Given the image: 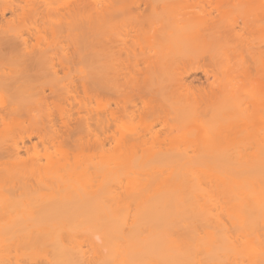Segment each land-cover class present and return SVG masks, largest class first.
Masks as SVG:
<instances>
[{
    "label": "bare ground",
    "instance_id": "obj_1",
    "mask_svg": "<svg viewBox=\"0 0 264 264\" xmlns=\"http://www.w3.org/2000/svg\"><path fill=\"white\" fill-rule=\"evenodd\" d=\"M89 1L90 0L85 1L76 11L69 9L68 12L65 14L66 16H69V18L66 19V23L63 22L61 25L59 20H60V17L62 18L64 15H62L59 11V8L57 6H55V4L58 3V0H0V126L3 125L2 127H8L10 125V122L15 120V117L17 115L22 116V115H25L26 112H27L26 113L27 115H25V116L28 117V111L31 109L32 105H33V108H35L34 107L35 104H37V108L44 107L45 106L44 103L46 101V98L49 96V97H54V98L56 97L59 102L61 100L62 103L60 102V106H62L63 101H64L65 105H64V107L62 106L63 107L62 112H59L58 114H56V116L55 115L52 116V115H48V114L46 115L45 123L47 126L46 128L49 129V130L47 129L48 134L46 135V133H45L44 137H40L38 140H36L37 141L36 143H38L40 145H44V143L46 142V144H50V146H51L56 142V137L57 138L59 137L58 143H60L62 145V144H64L63 141H64V139H66V135H69L66 140H69V143H70V141H71V143H73L74 146L71 149H73L75 147L76 150L77 149L81 150V148H83V150H84V147L86 149L87 145H88V134L89 135L91 134L92 136H96L98 133L101 134L102 132H105L110 128L111 120H110V118H107L106 116H101V115L100 116H94L91 118V122L89 124H88L87 120L83 121L82 120L83 118L80 116L79 118H81L82 121L81 122L78 121L80 123H78L77 125H74V123H75V120H74L73 125L75 127L73 126L74 128L71 131H69L70 133L65 132V131H67V128L70 130L72 128V125L69 124L71 122L69 119H68L69 123H67L64 119L66 118V120H67L68 115L73 116V113L77 114L80 111H85V110L87 111L90 102L88 103V98L82 99V98L78 97L77 92H76V84L74 82L63 83L61 81V79L57 76V68L55 65L56 64L61 65L62 59H63L60 56L59 51H57V50H52V51L41 50V49L36 48L38 42L43 39V36H44L43 33L47 29H49L50 26L52 27V30H53L54 28H56L60 25L63 27V24L65 23L66 26L69 28V30L72 28L74 29L75 25L77 24V22H75V20L77 21V19H76L77 16H80L82 23H80L79 26H82V28L84 30L87 29V25H89L88 24L89 23L88 14H91L94 8H95L94 9L95 11L97 10L96 9L97 6L95 7L94 3L91 4L92 2L90 1V3H89ZM88 11H91V12L88 13ZM96 12H98V10ZM22 16H27L31 20V23L28 26H26L24 29H22V30L18 29L17 30L13 27L12 22L15 19L20 18ZM93 16H91V18H93ZM98 16H100V15H98ZM114 17L115 16H102V19H100L101 22H99L100 25L98 24L99 26H102V29H101V27H99V28L101 30H103L102 32H104V35H103L104 40L103 41L106 44L105 45L106 47L102 51V55L103 54L104 55L101 56V54H100V57L106 58L105 60H107L109 62L108 63L106 61L104 64L101 63V68L103 70L102 73H107V70H109V67L112 68L111 66L113 64L110 65V63H115L114 66H116L117 60L115 62H110V59H112V57L108 58L109 55L113 54L114 56L117 55V57H118V55L121 54L118 50L117 51L113 50V52H114L113 53L111 50H108V49H112L115 47H118V49L122 48V47L125 48L128 45V44H126V46H125L124 43H123V45L121 44L122 42H124V40L126 42L127 36H125V39L122 38L123 40H121L120 37L116 36V37H118V39H120L121 43L117 41L118 39L114 40L115 38H113V37L115 35H117L115 30H114V32H115L114 34H112L113 31H111L112 30L111 29L110 35L109 36L106 35L108 33V32L106 33V31H109V29L112 26L114 27V25H113ZM216 17H214V16L213 17L212 16H203V19H202L204 27L206 28V29L204 28V31L206 30V32L203 31L204 32L203 34H204V36H205V34H206V36H208V37L205 36L207 39V40L206 39L205 40L206 41H212L209 43L208 50H207L208 55H207V53L205 54L206 56L204 55L206 57V58L204 57V60L208 59L210 62L213 63L215 61V59L216 60L219 59V60H221V62L218 61L219 65H220L221 63L226 61V60H224L225 58L227 59L226 56L224 59H222L224 56L222 57L221 51L224 48L225 55H227L228 54V52L226 50L227 47L225 48V46H227V45L229 46V44H230V42H229V44H228V42L226 44L225 40L227 38H225V37L228 35L229 38L232 37L231 38L232 40L234 39L235 41H237L236 43L234 42V45H233L234 48H236V46H237L236 44L237 43L239 44L240 41L242 43V41L244 40L242 38L246 39V37H243L244 33H243L242 37H241V33H240V35L238 34L239 32L235 28V26L238 25L239 23L234 21L235 19H233L234 23L230 22L232 24H230V23L227 24V22H229V21L225 22L223 20V22L226 24V26H221L222 25V18L220 19V17L219 18H218V16H216ZM259 17H261V16H259ZM259 17H258V19H256V16H254L255 22H256V20H257V22L256 23L254 22V24H253L250 21L251 25H253V26L255 24H257L258 26H260V24L263 25L264 23L262 24V23H260V21L262 22V20H264L263 19L264 16H263V18L261 17L260 19H259ZM119 18H121V17L119 16ZM183 18H184L183 20H180V21H182L181 25H178L176 22L179 19H178V17L176 18V16H168V17L167 16H158V17L157 16H135L136 20L134 19V21L137 22L139 25L146 23L147 25H152L151 27L153 29V26L155 28L156 24L158 23L160 25V27L158 28V25H157V28L154 30V31H157V32H154L155 33L154 36H156V37L153 40V46L155 48L154 49L155 51H154L152 56L149 55L150 58L151 57H152V59L154 58L153 61H154L155 65H154V68H152L153 72L150 71L152 73L150 77L148 76V78H147V76H146L143 79H141L142 81L143 80L144 81L143 82L140 81V85H142V83H145V84H143L144 88L143 89L138 88V89H141L142 91L137 92L136 94L134 93L135 94L134 97L132 94L130 101H128L129 96L128 97L126 96L128 100L126 99V97H125V99H126V101H128L127 102L128 104L127 103H125L127 105L122 104L124 106L122 109L128 107V108H126L127 110L125 109L126 110L125 116L127 117L128 120H132V118H135V116H138V114H140V112H142V111L139 112L138 109L140 106H141L140 108H142V106H144L145 103L147 104V102H150L149 98L150 99L156 98L157 101L159 99H163L164 102L167 101V103L169 102V100H171L172 107L174 106L176 108V110L177 111L179 110V113L181 114L182 112H184V110H187V108L189 106L188 101H187V97H188L187 95L193 94V93H191L192 91L207 89L208 91H206V92H210V94L214 97L216 96V99H218L219 97H222L221 88L224 87V81H222V79H223L222 75L221 76L219 75L222 73L218 74L217 71H215L214 69L212 70L211 69L212 65L210 64V62L208 60H207L208 63H206V61H205L203 64L201 63L202 64L201 66H198V67L192 66L194 63H191L192 64L191 65L192 67H191L189 62H185L186 64L189 63L188 66H190L191 69L190 70L187 69L188 71L185 70V71H183V73L179 72V73H181V75L179 74L180 76H176L178 74V72L175 73L174 69L172 72L169 69L170 66H172V67L175 66L178 63V61L184 62L187 59L189 61L190 58H187V57L188 56L193 57V56H191V53H192L191 48L192 47L190 48V50H191L190 51L189 46L191 44H193L194 42L192 43V39L189 35V33H190L189 31L191 30V28H192L191 26L193 25L192 22L195 19L192 17H190L188 19L187 18L185 19V17H183ZM98 19H99V17H98ZM156 19H157V22L155 21ZM132 20H133V18H132ZM244 20H245V22H244ZM244 20L242 21V23L243 24L245 23V24L242 25L243 27L242 26L240 27V28H242V30H243V28H245V31H247V30L256 31V25L254 26V29H253V27L250 24H248L249 21L248 22L246 21L249 19H244ZM128 21H129V18H128ZM159 21H160V23H159ZM95 22H97V21L95 20ZM119 22H121V19H119ZM119 22H118V24H119ZM246 22L250 26V28L252 27V29L247 27ZM151 23H153V24H151ZM224 23H223V25H225ZM242 23H240V24H242ZM258 23H260V24H258ZM124 24H126V23H124ZM240 24H239V26H240ZM94 25H95V23L93 25H92V23L90 24V27L92 28L91 31H93L94 28H95L94 31L97 29V27H95ZM245 25H246V27H245ZM92 26H94V28ZM133 27H134V25H133ZM198 27H200V26H198ZM99 28H98V30H99ZM220 28L224 31V34H226V36L224 34L220 35L222 33V31H219ZM246 28H247V30H246ZM89 29L90 28H88V31H89ZM101 30H100V32H101ZM91 31L89 33H91ZM254 31H252V32H254ZM199 32H200V30H199ZM218 32L219 33L221 32V33L219 34ZM95 33L96 32H93V34H95ZM97 33H99V32L97 31ZM247 33H248V31H247ZM128 34H129L128 30L125 31L124 35H128ZM218 34L220 35V37L217 36ZM245 34H246V32H245ZM97 36L95 35V37H97ZM111 36H112V38H111ZM221 36L222 37L224 36V40L221 38ZM209 37L210 38L212 37V38L210 39ZM213 37L215 39H213ZM93 38H94V36L92 37V39ZM220 38H221V40L225 41L224 43L226 45L224 47H222V45L220 47L219 41L217 42V40H220ZM95 39H93V40H95ZM208 39H210V40H208ZM231 39H229V40L231 41ZM136 40H138V39H136ZM115 41H117V42H115ZM132 41L134 43L135 40H132ZM113 42H115V43H113ZM220 42L223 44L222 41H220ZM117 43H120L122 47ZM135 43H136V41H135ZM211 43L213 45L216 44L215 47L216 46L217 47L216 48H210ZM241 43L239 44V47L237 46V48H239V49L241 48V45H242ZM108 44H110V45H108ZM217 44H219V45H217ZM97 45H98V43H97ZM113 45H114V47H112ZM133 45H132L131 49H133ZM102 46H103V44H102ZM129 46L130 45H128L127 47H129ZM28 47H30V48H28ZM173 47H174L173 51L175 52V54H174V52H171ZM177 47L179 49H177ZM219 47L222 49H220ZM209 48H210V50L212 49L216 53L213 51L211 53V51H210V54H209ZM237 48L235 50H237ZM169 49H170V51H169ZM229 49L231 50V47H229L228 50ZM127 50H128V48L125 50V52H127ZM186 50L191 52L189 54L187 51L188 56L186 55V52H185ZM230 50H229V53L231 54ZM232 50H233V48H232ZM128 51H130V47H129ZM165 51L167 54L166 55L163 54L164 55L163 58L161 55L159 56V54L161 52L165 53ZM233 51H232V53L234 54L235 52H233ZM84 52H85V56H88V53L86 51H84ZM92 52H93V49H92ZM110 52H112V53H110ZM169 52H171V53L168 54ZM219 52L221 53V55L219 54V56L222 57L221 59L218 58ZM226 52H227V54H226ZM259 52H260V50L258 51V53ZM262 52H264V51H261V54L259 53V55H258V56L262 57L261 59H254L253 56L256 55V53H253V56H252L253 60L254 61L259 60L258 63H256L257 61L255 62L256 65L253 63L254 65H252L251 68L249 66L250 70L253 72L252 73L249 72L250 70L248 67L246 68V71H245V75L246 76L248 75L247 77L251 78L254 76L252 78L253 80H256V78L258 77L257 80H259V82L261 84H262L261 72H263V69H264V67L261 66L264 64V62H263V64H262V62H260V61H264L263 60L264 54H262ZM182 54H183V56H182ZM93 55H94V53H93ZM94 56H96V55H94ZM134 56L135 55H133V57ZM171 56H173V57L171 58ZM185 56L187 59L185 58ZM159 57H161V59ZM229 57H230V55H229ZM254 57L256 58V56H254ZM134 59H135L134 60L135 64H137V60H141V59L147 60L148 58L146 57V55L138 54V56H136ZM105 60L102 59L101 62H103ZM119 60H121V59H119ZM148 60H150V59H148ZM166 60L167 61L169 60V61L167 62ZM165 61L168 64H170V66L168 64H166ZM172 62H174L173 65L171 64ZM195 62H197V60ZM218 62H216V64ZM120 63H121V61H120ZM132 63H129V65H131ZM106 64H107V66H106ZM135 64L133 66L136 67L137 65H135ZM118 65H120V64H118ZM150 65L152 66V64H150ZM165 65H167V66H165ZM210 65H211V67H210ZM151 66L149 67L150 69H151ZM167 67L169 69V70L167 69L168 71L165 70ZM214 67H217V66L214 65ZM260 67H263V68H260ZM173 68H175V67H173ZM252 68H254V69H252ZM36 69L37 70L42 69L43 74H39V77H38V74L36 73V71H33ZM29 70L33 71V73L29 72ZM133 70H135V69L133 68ZM247 70H249V71H247ZM175 71H176V68H175ZM148 72H149V70H148ZM168 72H170L168 75H171L172 77H175V78H172L170 76V77H168L169 78L168 79L167 74H166ZM184 72H186L185 77L191 76V75H197L198 73H200L203 76V80H200L199 77H197V79H196L197 83H195V81L193 83L192 80L190 82L186 83L184 81V78L181 77V76H183ZM215 72H217V74ZM221 72H223V71H221ZM173 73L176 75H172ZM108 75L103 74L100 76L99 79L96 78V79L92 80L91 84L94 88L93 97H94V99H96L99 95L106 94V95H108V98H107L108 100L110 99V101L112 100L113 102H116V101L120 100L122 96L120 97V99H118L119 97L117 95H115L114 97L111 96V95H114L112 88L114 87V89H115L116 84L113 82V80H112L113 84L111 83V79L113 77L110 78L111 76L109 77ZM143 76H145V75H143ZM218 76H219L220 81H219V79L216 80L218 78ZM176 77H180V78H176ZM211 77H212V79H214L213 77H215V80L218 81L219 83L216 82L215 80H214L215 82L210 80ZM106 78H110L109 79L110 81L107 80ZM145 78L148 79V81H147L148 83L145 82V80H146ZM165 78H167V80ZM133 80L135 82L136 78L134 79V77L132 76V77H130V79L128 81L131 88H132V86H135L134 84H136L133 82ZM86 83H88V82H86ZM108 83H110V84H108ZM214 83L218 84V86L215 85L216 87L214 89L218 88V92L220 94L215 93L216 94L215 95L214 92L212 91V86L214 85ZM112 85H114V86H112ZM143 85H142V87H143ZM46 89L49 91L48 95H43V93ZM187 89H189L190 93L188 91L184 92ZM182 90H184V91H182ZM210 90L212 91V93ZM117 91H118V89L116 90V92ZM136 91H138V90L136 89ZM181 92H183L185 96L184 95L181 96L180 95ZM215 92H217V90ZM186 93H187V95H186ZM211 95L208 94L207 96H211ZM4 97H8V99H9V103H7L8 102L7 101L6 105H5V101H4V103L2 102L3 104L1 103V100ZM172 97L174 98L173 100L170 99ZM164 98H166V100ZM167 98H169V99L167 100ZM183 98H184V101H183ZM212 98L213 97H211V99ZM209 99H210V97H209ZM3 100H5V98ZM123 100H124V98H123ZM146 100H147V102H146ZM179 100H180V102H179ZM121 101H122V99H121ZM216 101L214 103H216V105H217L218 101L217 102ZM123 102H125V100ZM174 102H175V104L177 103L178 109L174 105ZM29 103H31L32 105ZM120 103H122V102H120ZM120 103H118V104H120ZM169 103H168V105H170ZM138 104H139V107H138ZM152 104L153 105L159 104L158 105L159 109H162L163 105H164V107H167L165 105L166 103L163 104L162 101H158L155 103L153 101ZM152 104H151V106H152ZM149 105H150V103H148V105L144 106V107L149 108L148 107ZM160 106H161V108H160ZM237 107L238 106H236V109H238ZM239 108H241V107H239ZM232 109H234V108H232ZM236 109H234V110H236ZM142 110H143V108H142ZM239 111H240V109H239ZM239 111L237 114L238 117H242V116L245 117L244 116L245 113L243 112V111H245V109L242 110V112L244 113L242 116L239 115V114H242V112H239ZM122 112H123V110H122ZM184 113H182V114H184ZM211 113H213V112H211ZM220 113H221V115H223V113L220 111H216V113H214V114L215 115L218 114L217 117H219ZM143 114H140V115H143ZM245 115L247 117L249 116L247 114H245ZM22 117L24 118V116H22ZM22 117H20V118H22ZM163 118H164V116H161L159 114L154 115L153 118H151L152 119L151 125H153L159 121H160V123L162 121L161 125H164V123L166 122V119L163 120ZM72 119H74V118H72ZM163 121H165V122L163 123ZM55 125H57V127H54ZM165 125H167V124H165ZM152 127L153 126H151V128ZM209 128L211 129V127H209ZM212 129L214 130V128H212ZM1 130L2 129L0 128V132H1ZM146 130H147V127H146ZM211 130L208 129V131H211ZM213 130H212V132H214V133H212L211 137H213V139H215L217 136L216 137H214V136H215V134H218V133H215L216 130H214V131ZM60 132H61V134H60ZM62 132H64V139L62 138ZM3 133L0 134V164L2 162H4V163L6 162V164L7 163L10 164V162H17V160L19 159V156H18L19 152L21 150H23L25 147V140H28V142H29L31 139V136L26 135L25 137H20V138H16V137H18V136H16L15 137L16 139H15L14 137L12 138L11 136H10L11 138H8L7 135L5 136V134H3ZM142 134H144V133H142ZM110 136H112V135L109 133L105 134L99 142L100 145H103V143L106 142V140L111 138ZM60 137L63 141L60 139ZM94 139L97 140L98 138H94ZM208 140L209 139H207L205 141L206 144H207ZM144 141L145 140H144V137H142V135L128 136L127 138H124L123 142H122V146L125 150L122 149V151L117 156L118 160L124 161L127 163L128 168L130 167V169H131V171H129L131 174L135 173V175L139 176L138 178L136 177L137 180H135L136 185L134 187L131 186L132 188H130V189L127 188L126 191L124 190L125 192L123 191V193L122 192L116 193V191H114V189L116 187H112V186H114L113 183L114 184L120 183L119 182L120 180L119 181L118 180H108L106 174L108 173V175H109V172L110 173L113 172L112 174H114L115 169L118 172L121 167L115 166L114 171H112L113 169L110 171V168H112V167H108L109 163H108V165L105 164L107 167L104 166L106 168V170L103 167L104 164L101 166L97 165L98 167L96 165L95 166L92 165V167L91 166L88 167V171L84 169L86 171L85 173L86 174L88 173V198H85L84 200H81V201L69 202L72 198L69 199L68 197H73V196H70L71 194L69 192L68 193L66 192L67 194L64 193V195L66 194L67 197H65V198L63 197L64 198L63 200L61 198L60 199L61 201L60 200L58 201L59 194H60L59 193L58 198H56L57 196L54 198V199H56V201L54 200V202L49 207H47V206L38 207L37 206L38 208L35 207V208L31 209V215L33 216V218L29 214V216H31V217L27 216V218L28 217L29 218L27 219L24 217L25 218L24 219V218H22V216H24V214H23L20 217L22 220H20V218L16 219L18 221H16V220L13 221L12 219H10L11 220L10 223L6 224L5 226L0 225L1 233H3L2 231L5 232V233H3V235H5V236L2 240V244H0V264H10L11 261H12V264H16V261L19 259H17L16 261L12 260V259H14L12 257L10 259V253L13 251L11 249H13V248H14V250L20 249V251H23V249H24V251L28 253L33 248H35V250H36L37 247L38 248L44 247L46 249V251H48L45 254H49V255L48 256L46 255L47 256L46 259L44 261L42 259L41 263L34 261L35 264H39V263L40 264H155V263L156 264H242V263H240L242 256L243 257L244 256L249 257V255H250V252L248 251V248H246V247L249 244V242L251 241V239H252L251 237L255 236L254 235L255 231H253V232L247 231V233L243 232L242 234H244L243 237L245 240L240 241L238 238V234L235 235V233H236L235 232L234 235H231V233H229L227 231V229H225L224 224L220 223V221H219L220 219H218V218L221 215L223 216V218L227 217V219L228 218L233 219V216L239 217V216L245 215L246 217H243V218H245L244 224L246 226L245 225L244 226L247 229L250 228L249 226L247 227L248 222L246 221V220H249L248 219L250 217V216L248 217V215H250L249 213L251 211H255L253 209L256 208L255 207L256 205L260 206L263 203V201H260L257 198L258 196H256V195H258V193H257L259 191L258 187H260L258 185H262L264 183V148H262V150H259V152L261 151L260 155H256V157H258V158L257 159L255 158V160H257V161H255L253 159L256 163L254 161L251 162L249 160L250 163H253V166L250 164H247V162H246V165L247 166L250 165L251 167H249V168L247 167L248 170H246V174L245 175L243 174L244 177L242 176L243 178L246 177V180L248 178L250 179V176H251V180H249V179L248 180L253 181V182L256 178H258V179L261 178L262 180L261 179L260 180L262 182L257 180V183L256 182L255 183L258 184L257 185L258 187L255 188L254 186H252V188L254 187L253 190L258 189V191L257 192H256V190L252 191L251 193H249V195H248V191H250V188H247V187H246V189L243 188L244 191H242V192L245 193V194H243V197L245 196L243 198L242 196L236 195L237 193H239V191L237 190V188L239 187V186L237 187V183L239 181H241V183L239 182V184H238V185H240V184H242L243 181L241 179L238 180V182L233 180L236 184H234V186L232 185L233 187L232 186L229 187L230 179L228 178V176L229 177L232 176L230 174L233 173V171L237 172V168L233 169L232 167L235 165L236 162H238L237 159L240 158V156H238L240 154V152H239V154L237 153V151H240V150L236 149L237 150L236 152L233 151L235 153L231 152L232 154L231 153L229 154L227 152L228 154L224 153V155H223V154H221V152H219L218 145L216 148V144L214 142L215 145L214 144L211 145L209 143L207 145H210L209 147L214 146L215 147V148L213 147L214 150L218 149V151L215 150V152L217 151L216 152L217 154L214 152L215 155H218L216 157H214L215 155L213 153H211L212 152L211 148H210L211 150H208L207 152H206V150L196 149L198 151V152L196 151L197 154L192 153L193 154L192 156H188L187 155L188 153L187 154H186V152L182 153V151H180L181 153L180 152H177V153L170 152L169 153V152H163L161 150H157L156 154L149 157V159L148 158L147 159L142 158L143 160H140L137 156L133 155L132 153L128 154V152H134V150L136 148L139 149L140 147H142ZM206 144H205V147H204V145L203 146L201 145L202 146L201 148L204 149V148L208 147V146H206ZM82 145H83V147H82ZM67 146L62 145L60 147L65 148ZM262 146H263V144H262ZM52 147H54V146H52ZM209 147H208V149H209ZM202 151H204V152H202ZM218 152L220 153V155ZM233 154L237 155V156H234ZM257 154H259V153L257 152ZM221 155H223V156H221ZM226 155H228V156L231 155L232 160H234V161L237 160L235 162L233 161L234 165L232 164V160H230L231 158H229L230 156L226 157ZM217 157H219V159H221V158L223 159L225 157L226 161H225V158L223 160L225 162L229 161L228 164L231 163L233 165V166L229 165V167H231L230 171L228 170L229 167L227 168V170L230 172V174L228 171H226V169L223 168L224 171L226 173L228 172V174H229V175L227 174L228 176L226 175L227 176L226 181H225V178H223L224 181L220 182L219 177L216 175V174H220L218 172L220 167H218V166H221V165H218V163H220L221 161H219V159ZM133 158H135V159H133ZM217 159H218V163H216ZM227 159H229V160H227ZM242 162H240V163L242 164ZM27 163L29 165V166H27L28 168H26V165L23 166L22 165L23 162H22V164H21L22 167H20V169H19V166L16 167V163H15L14 164L15 166L12 167L13 171L11 170L8 172H3V174H2V172H0V178L10 179V174L11 175H17L18 179L27 178L28 173L29 174L31 173L30 176L28 177V179H31L33 177L32 174H35L34 176H36V175L40 176L41 175V172H40V174L38 173L40 171V169L37 172V168L40 166V165L38 166L37 162L32 161V163L29 164V161H28ZM220 164H223V163H220ZM199 165H200V168L202 165V167L205 166L206 169L211 168L213 170H210V171H213V172L215 171L217 173L215 174L213 172H210L209 174L203 175L204 173H201V171L199 173L198 169L194 168V166L198 167ZM240 165L238 164V167H240V170H241L244 164L241 165L242 167ZM111 166H113V165H111ZM224 166H225V164H224ZM213 167L216 170H214ZM235 167H237V165H235L234 168ZM113 168H114V166H113ZM164 168L165 169L168 168L169 172L166 171ZM192 168H194L193 169L194 172H193ZM27 169H28V171H26ZM232 169H233V171H232ZM121 170H122V168H121ZM162 170H163V172H162ZM164 170H165V172H164ZM177 171H178V173H177ZM166 172H168L167 174H169V175L164 174ZM197 172H198V174H197ZM204 172H206V171H204ZM78 173H80V172H78L76 167L72 166L70 163L66 164V162L65 163L62 162V163L54 164L47 171V173L45 174L44 177L47 181L54 184V183L61 182L64 180H67V181L71 180L74 177H77ZM193 173H196V174L193 175ZM162 174H164V175L162 176ZM177 174H179V175L181 174V175L178 176ZM224 174L225 173L221 174L220 176L223 177ZM159 175L162 177L165 176V178H167L166 180H164V184L167 182H170V186L167 185V187H166L167 189L162 187V186H159V189H158L157 184H159L160 183L159 180L162 179V177H161V179H158ZM256 175H257V177H255ZM39 176L37 178H40ZM42 176H41V178H43ZM118 176L115 177L113 175L112 178L115 177L113 179H117ZM140 176H142V179H140ZM234 176H235V179L239 178V175H238V177H236V175H234V173H233V177H232L233 179H234ZM247 176H249V177H247ZM227 178L229 181L227 180ZM34 179H36V177H34ZM121 179H122V177H121ZM123 179L125 180V178H123ZM139 179H140V181H138ZM42 180L43 179H41V181ZM38 181L39 180L37 179L35 184H37ZM41 181H39L38 183H40ZM158 181H159V183H158ZM161 181H163V180H161ZM258 182L262 183V184H259ZM250 183H247L248 184L247 186L250 187L251 186ZM255 183H254V185H255ZM219 184H223V185H221L222 189L220 191H219V189H220ZM226 184H227L229 189L225 188ZM224 185H225V187H224ZM117 187L119 188L120 185ZM160 187L163 188V190H164L163 192H162V190H160V189H162ZM223 187L225 190L223 189ZM231 187H232V190L230 192ZM234 187H237L235 189V190H237V192L234 190ZM263 187H264V185H263ZM112 188H113V190H112ZM240 188H242V187H240ZM245 190L246 191L248 190V191L246 192ZM221 191H226V193L228 194L227 195L228 197L230 195L229 193H234L233 195L235 197V202H237V198L242 199L243 203H241L242 200L239 203L241 205L240 209H234L237 207L235 205L236 203H234L231 200V196H230V198H228L229 199V202H228L227 200H225L226 198L224 196H222V194H221L219 196L223 197L224 200L222 198L220 201V199L217 196ZM227 191H229V193ZM242 192H240L241 195H242ZM246 193H247V195H246ZM20 194L24 195V193L23 194L20 193ZM259 194H260L261 198H262V196L264 197V191H262V193H261V191H259ZM64 195H62V196H64ZM253 196L254 197L256 196V199H258L257 202H253L255 200L253 198ZM6 199H5V201H6ZM245 199H248V200H245ZM258 202H259V204H256ZM227 203L230 205V207L232 209L229 207V205ZM218 207H219V209H218ZM247 207L249 208V210ZM261 207H264V205L263 206L261 205ZM36 208H37V210H36ZM20 209L21 208L19 207V210ZM214 209H218V211H216ZM17 210H18V204L14 201V199L12 200L11 196H8V200L6 202L3 201V203H0V215L1 216H4V214L7 215V213L19 212V210L18 211ZM69 210H71V211L72 210L73 211L74 210H76V211L82 210V215H83V211L84 212L86 211L85 215H83V216L77 215L76 216V218L81 217L82 220H84V222L79 219V221H81V222L77 223L78 218L77 219L75 218L74 220H76V221L74 222L71 219L73 222L70 220L71 223L69 224L68 223V221H69L68 217H69V215H71V213L75 212V211L70 212V214H69ZM33 211L36 212L34 215L32 214V213H34ZM256 211H260V210H256ZM23 212H19V213L22 214ZM67 212H68V214H65ZM247 212H248V214H247ZM263 212H264V210H263ZM37 213H39V214H37ZM63 213H64V215H67V217L64 215H61ZM174 213H175V215H174ZM44 214L46 215V217H44ZM57 214H59V216H60V217L58 216V218H60V219L62 218V223H64V224H61L60 220L55 219L54 216ZM76 214H78V213H76ZM86 214H88V216ZM172 214L176 218H178L177 220H179V221H182V219H185V220L186 219H193V218L195 219V216H198L196 218H201L204 220H208V218H209V220H211V224L213 221V225H209V226L204 225L203 226L200 224L199 227H198V225H197V227L192 226V228L188 227L186 230L185 229L181 230L180 227H178L179 229L178 228L173 229L168 225V220H170V218H172V216H173ZM40 215H42L43 217ZM48 215H51V217L53 216L54 218L53 217L51 218ZM199 215H201V216H199ZM47 216H48V218H47ZM61 216L65 217V221L63 220V217H61ZM85 216H87V217H85ZM174 216H173V218H175ZM202 216H203V218H202ZM54 219L57 220L60 224H57L58 222L55 221ZM86 219H88V221ZM239 219H240V223L243 222L241 220V218H239ZM86 221L88 222V224L86 223ZM65 222H66V224H65ZM82 223H84V224L86 223V224L84 225ZM0 224H1V222H0ZM81 224L84 226H81ZM241 224H243V223H241ZM64 227H66V228H64ZM78 228H81V229L79 230ZM82 228L84 229L83 231H82ZM5 229H6V231H5ZM64 229H66V232ZM59 230L61 232H59ZM251 233H252V235H251ZM64 234H66V235H64ZM81 234L83 235L82 238H84V236H85L86 239L84 238L82 240L80 238ZM263 240H264V238H263ZM263 240L261 242L259 241L260 242V246H259L260 250L256 253H254V257L250 260L252 264H264V241ZM83 242H85L87 244L86 245L84 243L85 244L84 246H87L85 249L86 250L88 249V253H85L86 250H85V252H83V250L81 248V243H83ZM224 249L225 250L230 249V251L228 252V250H227V253H225ZM40 250H42V249H40ZM17 251L19 252V250H16V252ZM18 252H17V254H18ZM84 253L88 254V255H85ZM19 255H20V253H19ZM27 258H28V256H27ZM21 259H23V260L25 259L24 261H28L26 259V257L25 258L21 257L20 260ZM34 262H32V264Z\"/></svg>",
    "mask_w": 264,
    "mask_h": 264
},
{
    "label": "rangeland",
    "instance_id": "obj_2",
    "mask_svg": "<svg viewBox=\"0 0 264 264\" xmlns=\"http://www.w3.org/2000/svg\"><path fill=\"white\" fill-rule=\"evenodd\" d=\"M85 1H88V0H58V3L56 2L57 4H55V6H57L59 8L60 13L62 15H64L62 18L60 17V20H59L60 24L62 25L63 22L66 23V19L69 18V16H66L65 14L68 12L69 9L76 11ZM90 1L92 2L91 4L94 3L95 7L97 6L96 9L98 10V12H96L97 10L95 11L94 10L95 8H94L92 13L88 14V19H89L88 24L89 25H87V29L84 30L82 28V26H79V24L82 23L80 16H77V18H76L77 21L75 20V22H77V24L75 25L74 29L72 28L69 30V28L66 26L65 23L63 24V27L60 25V26H58L59 28L56 27L53 30H52V27L50 26L49 29H47L43 33V35H44L43 39L38 42L36 48L41 49V50H49V51L57 50V51H59V54L63 59H62L61 65H58V64L55 65L57 68V76L61 79V81L63 83L74 82L76 84V92H77L78 97H80L82 99L88 98V103L90 102L87 111L86 110L80 111L77 114L73 113V116L68 115L67 120H66V118L64 119L67 123H69L68 122V119H69L71 121L69 124L72 125V128L70 130L67 128V131H65V132L71 131L75 127L74 125H77L82 120L83 121L87 120L88 124H89L91 122L92 117L100 116V115L106 116L107 118H110L111 126L107 131L102 132L101 134L98 133L96 136H92L91 134L90 135L88 134V145H87L88 149L87 148L85 149V147H84V150H83V148H81V150L80 149L76 150L75 147L73 149H71L74 145H73V143H71V141L69 143V140H66L69 135H66V139H64V132H62V138L64 139V141L61 139V137H60V139L64 143L62 145L63 146L68 145L67 147H65V148L60 147L62 145L60 143H58L59 137L58 138L56 137V142L51 146H50V144H46V142L44 143V145H40V144L36 143L37 142L36 140H38L40 137H44L45 133L47 135L48 130H49L48 128H46L47 127L46 123H45L46 115L48 114V115H52V116L55 115L56 116V114H58L59 112H62V109L65 105L63 100H62L63 101V104H62L63 107H62V106H60V102H61L60 99H59L60 100V102H59L56 97L54 98V97H49V96L46 98V101L44 103L45 104L44 107L40 108L38 106L39 108H37V104H35V106H34L35 108H33V105L31 104L32 102L29 103L32 105V107H31L32 110L30 109L28 111V117L25 116V115H27L26 114L27 112H26L25 115H22V116H24V118L21 115H19V116L22 118H20L17 115L15 117V120H13L14 122L11 121L13 124L10 122V125L8 127H2L3 125L0 126V128L3 130V131L1 130L0 134H2L4 132L3 134H5V136L7 135L8 138H11V137L15 138L16 136H18L16 138H20V137H25L26 135L31 136V139L29 142H28V140H25V147L23 150H21L19 152V154H18L19 159L17 160V162H10V164L12 163L11 165L8 163L6 164V162L5 163L2 162L0 164V172H2V174H3V172H8L11 170L13 171L12 167L15 166L14 165L15 163H16V167L19 166V169H20V167H22L21 166L22 162H23L22 165L23 166L26 165V168H28L27 167V166H29L27 163L28 161H29V164L32 163V161L37 162L38 166L40 165L37 168V172L39 171V169H40V171L38 173L40 174V172H41L40 176L39 175L34 176L35 174H32L33 177L31 176L32 177V178L30 177L31 179H28V177L30 176L31 173L30 174L28 173V177L23 178V179H18L17 175H11V174H10V179L0 178V203H3V201L6 202L8 200V196H11L12 200L14 199V201L18 204V210H19V207L21 208L19 210V212L24 211L22 214L19 212H14V213H7V215L4 214V216L0 215V222H1L0 225L5 226L6 224L10 223V221H11L10 219H12L14 221L16 219H19L21 217V215H23V214H24V216H22V218H24V217L27 218V216H29V214L31 215V209H33L37 206L38 207H43V206L49 207L54 202V200L56 201V199H54V198L56 196H57L56 198H58L59 193L61 195L59 194L58 201L61 198L63 200L65 197H67L66 194L68 192L71 194L70 196H73V197H68L69 199L72 198L71 199L72 201L70 200L69 202L81 201V200H84L85 198H88V173L86 174L85 170L88 171V167L89 166L92 167V165H94V166L100 165L101 166L104 164L103 167L104 166L107 167L106 165H108V163H109L108 167H112V168H110V171L112 169H113L112 171H114L115 166L122 168V170L120 168V170L118 172L115 169L114 174H112L113 172H111V173L109 172V175H108V173L106 174L108 180H118V181L120 180L119 182L121 184L120 183H118V184L113 183L114 186L111 185L112 187H116L114 189V191H116V193L117 192L123 193V191L124 190L126 191L127 188L130 189V188L134 187L136 185L135 180H137V178L139 176L135 175V173L131 174L129 172V171H131V169H130V167L128 168L127 163L124 161L118 160V157H117L118 154L122 151V149L125 150L122 146V142H123V139L127 138L128 136L142 135V137H144L145 141H144L142 147H140L139 149L136 148L134 150V152H128V154L132 153L133 155L137 156L140 160L147 159V158L149 159V157L156 154L157 150H161L163 152H169V153L170 152L177 153V152L182 151V153H185V152H186V154L188 153L187 154L188 156H192L193 155L192 153L197 154L198 151L196 149L206 150V152L208 150L212 149L211 153H213L214 155L218 151V149H219V152H221V154H223V155H224V153H227V152L230 154L233 151L236 152L237 150H240V151H237L238 154L240 152L239 155L236 153L238 156H240V158L237 159L238 162L235 163V165H237V167H235V168H234L235 165L233 163L237 160H235V161L232 160L231 155H229L230 157L228 155H226V157L231 158L230 160H232V164L234 166L231 163L228 164L229 161L225 162L226 161L225 157H224L225 161L223 160L224 158L219 159V157H217L219 159V161H221L220 163H223V164L218 163V159L216 161V163H218V165H221V166H218V167H220V169L218 170V172L220 174H216L217 172H215V171L214 172L210 171V170H213L211 168L206 169L205 166H203L204 167L203 168L202 165H201V168H200V165L198 167L194 166V168L198 169L199 173H200V171H201V173H204L203 175H206V174H209L210 172H213L219 177V179H220L219 181L222 182V181H224L223 178H225V181H226V177L230 174L229 171H230L231 167H229V165L233 166L232 167L233 169L237 168V172L236 171L234 172L233 169H232V171H233L234 175H236V177H238V175H239V178L235 179V176H234V179H233L232 178L233 173H231L230 175H232V176L231 177L228 176V178L230 179L229 187L232 185L234 186V184H236L234 181L238 182V180H240V179L243 181L242 184H240V185H238V184H239V182L241 183V181H239L237 183V187L239 186L238 188L234 187V190L237 188V190L239 191V193L236 194L237 196L239 195V196L243 197V194H245V193H243L242 191H244L243 188L246 189V187L250 188V191H248L249 189L247 190L248 195L252 191L256 190V189L253 190L254 187L257 188L258 186H260V187H258V189L262 193V191H264V187H263L264 183L262 184V183L258 182L259 184H262V185L256 184L257 180L262 182L261 178H259V179L256 178L253 182V181H249V180H251V176H250V179L248 178L249 180L248 179L246 180V177L245 178H243V177L246 174V170H248L247 167L248 168L251 167L250 165L253 166V163H250V161L252 162L255 160V158L257 159L258 157H256V155H260V153H261V151L259 152V150H262V148H264V69H263V72H261L262 84L259 82V80H257L258 77L256 78V80H253L252 78L254 76L249 78V77H247L248 75L247 76L245 75V71H246L247 67L249 68V66H250V68H251L252 65H254V64L256 65V63L259 62V60H256L257 62L254 61L253 58L254 59H261L262 58L258 55H259V53L261 54V51H264V24H263L264 20H262V22L260 21V23H262L263 25H261L260 23H258V24H260V26L255 24L256 25V31L247 30V28H246V30L248 31V33H247V31H245V28H243V30H242V28H240V27L245 24V23L244 24L242 23V21L244 19H249L246 21L247 22L249 21L248 24L251 25L250 21L253 24L255 22L254 16H256V19H258L259 16H261L263 18V16H264V0H90ZM90 1H89V3H90ZM90 12L91 11H88V13H90ZM98 15H100V16H98ZM91 16H93V18H91ZM102 16H115L114 20H113L114 27L111 25L112 27L109 29V31L112 29L111 30V31H113L112 34H114L116 32L117 35H115L113 37V38H115L114 40L118 39V37H120V39L123 40V39H125V36H127L126 42L124 40V42L121 43L120 39H118L117 41L120 42L122 45L124 43L125 46H126V44L130 45L129 46L130 51H128L129 50V47H127L128 45L125 47L126 49L128 48L127 52H125L126 49L123 48L120 43H117V44H119L122 48L118 49V47H115L112 49H108V50H111L112 52H113V50L114 51L118 50L121 54H119L118 57H117V55L114 56L113 54H111L112 56L109 55L108 58L112 57V59H110V62H115L116 60L117 61H116V66H114L115 63H110V65L111 64H113V65L111 66L112 68L109 67V70L106 69L107 73H102L103 70L101 68V63L104 64L107 60H105L106 58H104V57H100V54H101V56L104 55V54L102 55V51L106 47L105 46L106 44L103 41L104 40V36H103L104 32H102L103 30H101L102 26H99L100 25L99 22H101L100 19H102ZM119 16L121 18H119ZM135 16H157V17L158 16H167V17L168 16H176V18L178 17V19H179L178 21L176 20L177 21L176 23L178 25H181L182 21H180V20H183L184 19L183 17H185V19L186 18L188 19L190 17L195 19L192 22L193 23V25L191 26L192 31L191 30L189 31L190 32L189 35L192 39V43L194 42L193 44H191L189 46V50L192 47L191 48L192 53L189 52L188 50L185 51L186 55H187V51H188V53L189 54L191 53V56H193V57H190L187 55L188 56L187 58H190L189 61L186 58V56H185V58L187 59L186 61H184L185 59L183 60L184 62L178 61V63L176 64L177 66L176 65L173 66L176 68V71H175V68H173L172 66H170V64L167 63L174 55L171 56V58L169 57L170 59L168 58L169 60L168 61L166 60L167 62L165 61L166 64H168L170 66L169 69L171 70V72L173 71V69H174L175 73L178 72L177 75L174 73L172 74V75H176V76H180L181 73H183V71H185L187 69L190 70L192 66H194V67L201 66L205 61H206V63H208L207 62L208 59L204 60V57L206 56L205 54L207 53L209 43L212 41H206L207 40L206 37H208V36H206V34H205V36H206L205 37L203 34L204 32H206V30L204 31L205 27H204V24L202 22L203 16H212V17L218 16V18L219 17H220V19L222 18V25L220 24L221 26H226V24L223 22V20L225 22L229 21V22H227V24H229L230 22L234 23V21H236L239 24L242 23V24H240V26H239V24L236 25L237 27L235 26V28L239 32L238 34L240 35V33H241V37H242L243 33H244L243 37H246V39L242 38V39H244L242 41V43L240 41V43L243 45V46L241 45L240 49L237 48V46L239 47L240 43L236 44L237 45L236 48L239 52L237 50H235L236 48H234V46H233L234 42L236 43L237 41H235L234 39L232 40L231 39L232 37L229 38L228 35L226 36V34H224V31L220 28L219 31H222V33L221 32H220L221 34L219 32L218 33L220 35L224 34L226 36L225 38H227L225 40L226 44H227V42H228V44L230 42V44H229V46L228 45L225 46L226 45L224 43L225 41H223L224 36L223 37L221 36V38L223 40H221V38H220V40H217V42L219 41L220 47H221V45H222V47H224V46H225V48L227 47L226 50H227L228 54L230 55V57L227 54V52H226L227 55H225L224 48L222 49L219 47L220 49H222L221 53H222V57L223 56L224 57L223 58L220 57L219 54L221 55V53L219 52L218 58L224 59L226 56L227 59L226 58L224 59L226 61L223 60L224 62L219 65V62H221V60H219V59L218 60L215 59V61L213 63L208 60L210 62V64L212 65V68H211L212 70L214 69L215 71L218 72V74L222 73V74H219L220 76L222 75V78H223L222 81H224V87L221 88L222 97H219V98L217 97L218 99H216V96L214 97L210 94V92H206V91H208L207 89L192 91L191 93H193V94H189L190 93L189 89H187L186 91L182 90L184 92H187V91L189 92L188 93L189 95H187V93H186V95L188 96L187 101H188L189 106H188L187 110H184L185 113L181 111L184 114H182V113L180 114L179 110L177 111L174 106L173 107L175 109L172 107L171 100H169L170 103L169 102L168 103L170 105H168L167 101L164 102L163 99H159L158 101H162L163 104L166 103L165 105L167 106V107H164V105L162 104L163 108L159 109V106H158L159 104H156V105L152 104L153 101H154V103L158 102L157 99L156 98H154V99L149 98L150 102H147V100H146L147 104L146 103L144 104V106H147L148 103H150V105L148 106L149 108L142 106V108H143V110H142V108H140L141 106L139 107L140 103L138 104L139 112L142 111V112H140V114H143V113L144 114L140 115V114H138L139 113L138 112L137 114L139 117L135 116V118H132V120H128L127 117L125 116L126 115L125 112L127 110L126 108H128V107L125 106L126 108L122 109L124 107L122 104H125L128 101H130L132 94L134 97V95L137 92L142 91L141 89H138V88H142V89L144 88L143 84H145V83H142L143 87H142V85H140V81H142L141 79H143L146 76H147V78H148V76L150 77L152 74L151 72H153L152 68H154V65H155L154 61H153L154 58L153 59H152V57L150 58L149 55L152 56L154 51H155L154 50L155 48L153 46V40L156 37V36H154V34H155L154 32H157V31H154V30L157 28V25H158V28L160 27V25L158 23L156 24L155 28L153 26V29L151 27L152 25H147L146 23L139 25L137 22L134 21ZM98 17H99V19H98ZM261 17H259V19ZM118 18L121 19V22H119ZM128 18H129V21H128ZM132 18H133V20H132ZM233 19H235V20L233 21ZM95 20L97 22H95ZM155 21L157 22V19ZM93 22L95 23L94 26L97 27L96 30L99 33H97L96 30L94 31V29H95L94 26H92L94 29H93V31H91L92 28L90 27V24L92 23V25H93L94 24ZM118 22H119V24H118ZM244 22H245V20H244ZM247 22H246V24H247ZM256 22H257V20H256ZM30 23H31V20L27 16H22L20 18L15 19L12 22L13 27L17 30L18 29H21V30L24 29ZM124 23H126V24H124ZM159 23H160V21H159ZM223 23L225 25H223ZM151 24H153V23H151ZM230 24H232V23H230ZM248 24H247V27L250 28V26ZM133 25H134V27H133ZM198 26H200V27H198ZM251 26L254 29V26L253 25H251ZM99 27H101V29ZM245 27H246V25H245ZM252 27L250 29H252ZM88 28H90L89 31H88ZM98 28H99V30H98ZM100 30H101V32H100ZM114 30H115V32H114ZM127 30H128L129 34L124 35L125 31H127ZM199 30H200V32H199ZM90 31L92 34H93V32H96V33L92 35L91 33H89ZM109 31H106V33L108 32L109 34L105 33L108 36L111 33V31L110 32ZM252 31H254V32H252ZM245 32H246V34H245ZM219 34L217 36L220 37ZM95 35L96 36L98 35V36L95 37ZM93 36H94L93 39L96 38L95 40L92 39ZM116 36H118V37H116ZM214 37H213V39H215ZM111 38H112V36H111ZM135 38L138 40H136ZM210 39H208V40H210ZM229 39H231V41ZM132 40H135L136 43H135V41L133 43ZM117 41H115V42H117ZM220 41H222L224 45ZM115 42H113V43H115ZM97 43H98V45H97ZM130 43L134 44V45L132 44L133 49H131L132 45ZM102 44H103V46H102ZM108 45H110V44H108ZM212 45L213 44L211 43L210 48H216L217 47V46L215 47L216 44L213 46ZM217 45H219V44H217ZM112 47H114V45ZM229 47H231V50L233 48L234 51L233 50L232 51L235 52L234 54L232 53V51L230 49L229 50H230L231 54L229 53V50H228ZM28 48H30V47H28ZM210 48H209V54H210V51H211V53L213 51L212 49L210 50ZM92 49H93V52H92ZM177 49H179V48L177 47ZM173 50H174V47L172 48L171 52H174ZM259 50H260V52L258 53ZM84 51H86L88 53V56H85ZM169 51H170V49H169ZM112 52H110V53H112ZM171 52H169L168 54H170ZM213 52H215V51H213ZM93 53L96 56H94ZM253 53H256V55H254V56H256V58L253 56ZM138 54L146 55V57L150 60H148V59L147 60L146 59L137 60V64H135L134 58L136 56H138ZM163 54L166 55L167 54L166 51H165V53L161 52L159 54V56L161 55L163 58L164 57ZM174 54H175V52H174ZM262 54H264V52H262ZM133 55H135V56L133 57ZM207 55H208V53H207ZM182 56H183V54H182ZM252 56H253V58H252ZM159 58L161 59V57H159ZM102 59H104L105 61L101 62ZM119 59H121V60H119ZM196 60H197V62H195ZM263 60H264V56H263ZM120 61H121V63H120ZM132 62L137 66L136 67L133 66L134 64ZM185 62H189L190 66L192 65L191 63H194V64L190 67V66H188L189 63L186 64ZM216 62H218V63L216 64ZM260 62H262V64H263L264 61H260ZM117 63L120 65H118ZM129 63H132V64L129 65ZM173 63L174 62H172L171 64L173 65ZM107 64H106V66H107ZM150 64H152L153 67ZM213 64L217 67H214ZM211 65H210V67H211ZM150 66H151L152 70L149 68ZM165 66H167V65H165ZM261 66L264 67V64ZM263 67H260V68H263ZM133 68L135 70H133ZM250 68H249V70H250ZM167 69H168V67L165 70H167ZM252 69H254V68H252ZM148 70H149V72H148ZM220 70L223 72H221ZM249 70H247V71H249ZM33 71H36V73L38 74V77H39V74H43L42 69H39V70L36 69ZM33 71L29 70V72H32V73H33ZM179 72H181V73H179ZM186 72H184L183 76H181L184 78V81L186 83L190 82L191 80L193 81V83H194V81H195V83H197L196 82L197 77H199L200 80H203V76L200 73H198L197 75H191V76L185 77ZM217 72H215V73L217 74ZM249 72L252 73L253 71L250 70ZM169 73L170 72L166 73L167 78L171 76V75H168ZM103 74H107V75L109 74L108 76L109 77L111 76L110 78L113 77L111 79V83L113 80V82L116 84L115 89L116 90L118 89V91L116 92V90L113 87L112 89H113L114 95H111V96L114 97L115 95H117L119 97L118 99H120V97L122 96L121 97L122 101L120 99V100L116 101L117 103L113 102L112 100H111L112 101L111 102L110 99L109 100L107 99L108 95H106V94H104V95L101 94L96 99H94V97H93L94 88L91 84L92 80L96 79V78L99 79L100 76ZM143 75H145V76H143ZM132 76L134 77V79L136 78L135 82L133 80V82L136 84H134L135 86H132V88H131L128 81H129L130 77H132ZM110 78H106V79L109 80ZM167 78H165V79L167 80ZM172 78H175V77H172ZM176 78H180V77H176ZM213 78L214 79H212V77H211L210 80L214 81L215 77H213ZM218 79H219V76L216 80H218ZM147 81H148V79L145 80V82H147ZM219 81H220V79H219ZM86 82H88V83H86ZM216 82H218V81H216ZM108 84H110V83H108ZM215 85L218 86V84L214 83V85L212 86V91L214 92V94L215 93L220 94L218 92V88L214 89L216 87ZM112 86H114V85H112ZM135 88L138 91H136ZM216 90H217V92H215ZM212 91H211V93H212ZM48 92L49 91L46 89L44 91L43 95H48ZM182 93L183 92H181V94H180L181 96L184 95V93L183 94ZM208 94L211 96H207ZM126 96L127 97L129 96V98H128L129 100L127 99ZM125 97L128 101H126ZM209 97H210V99H209ZM211 97H213V98L211 99ZM4 98H5V100H3ZM4 98L1 100V103L2 102L4 103V101H5V105H6L7 103H9V99H8V97H4ZM123 98H124L125 102H123L124 101ZM184 98H183V101H184ZM164 99L166 100V98H164ZM168 99L169 98H167V100ZM170 99L173 100L174 98L172 97ZM216 100L218 101L217 105H216V103H214ZM119 101L122 103H120ZM179 102H180V100H179ZM118 103H120V104H118ZM127 104H125V105H127ZM151 104L153 107L151 106ZM174 105L178 109L177 103L175 104V102H174ZM236 106H238L237 107L238 109H236ZM239 107H241V108H239ZM160 108H161V106H160ZM232 108H234L236 110H234ZM239 109H240V111H239ZM241 109L242 110L245 109L246 112L245 111H243V112L249 116L247 117L242 112ZM122 110H123V112H122ZM237 110L239 112H242V114H239V115L242 116L244 114V116L246 118L243 116L238 117V115H237L238 111ZM216 111L222 112L223 115H221V113H220V116L217 117L218 114L217 115L214 114V113H216ZM211 112H213V113H211ZM157 114L164 116L163 120L166 119V122L163 121V123L165 122L164 125H161L162 121H161V123L159 121V122H156L155 124L151 125V122H152L151 118H153V116L157 115ZM80 116L83 118L82 120H81V118H79ZM72 118H74V119H72ZM74 120H75V123L73 122ZM78 121H80V122H78ZM73 123H74V125H73ZM165 124H167V125H165ZM150 125L153 127L151 128ZM54 127H57V125H55ZM146 127H147V130H146ZM209 127H211V129L214 128V130H216L215 133H218V134H215V136L213 135L214 137L217 136L215 138L216 140L213 139V137H211L212 133H214V132H212L213 129L211 130ZM208 129L211 131H208ZM107 133L112 135V136H110L111 138L106 140V142H104L103 145H100L99 142H100L101 138ZM142 133H144V134H142ZM60 134H61V132H60ZM94 138H98V139L95 140ZM207 139H209L207 141V144L209 143L212 145L215 142L216 148L218 145V149H215V150H217L216 152L213 149L214 146L209 147L210 145L206 144L205 141ZM205 144H206V146L209 147V149H208V147H206L204 149L201 148L203 145L205 147ZM262 144H263V146H262ZM52 146H54V147H52ZM82 147H83V145H82ZM202 152H204V151H202ZM235 152H233V153H235ZM257 152L259 154H257ZM219 155H220V153H219ZM223 155H221V156H223ZM237 155H234V156H237ZM216 156H218V155H215L214 157H216ZM133 159H135V158H133ZM227 160H229V159H227ZM255 161H257V160H255ZM62 162H64V163L66 162V164L70 163L72 166L76 167V169L80 173H78L77 177H74L73 179L68 180V181L64 180V181L57 182L54 184L47 181L44 177L45 174L47 173V171L54 164L62 163ZM240 162H242V164ZM246 162H247V164H250V165L247 166ZM110 164L113 165L114 168ZM224 164H225V166H224ZM238 164L239 165L244 164L243 167L240 165L242 167L241 170H240V167H238ZM105 167H104V169L106 170ZM228 167H229V169H228L229 171L227 170ZM194 168H192V170ZM223 168L226 169V171H228L229 174H228V172L226 173ZM165 170L168 171V168ZM165 170H164V172H165ZM214 170H216V169L214 168ZM26 171H28V169ZM204 171H206V172H204ZM162 172H163V170H162ZM168 172H166L164 174L169 175V174H167ZM193 172H194V170H193ZM198 172H197V174H198ZM177 173H178V171H177ZM223 173H225L224 174L225 176L223 175V177H221L220 175ZM164 174H162V176ZM195 174L196 173H193V175H195ZM113 175L115 177L118 175L119 176L117 177V179H113V178H115V177L112 178ZM160 175L158 176V179H161L162 176H160ZM177 175L180 176L181 174L180 175L177 174ZM38 176L40 178H37ZM41 176L43 178H41ZM34 177H36V179H34ZM121 177H122V179H121ZM247 177H249V176H247ZM255 177H257V175ZM123 178H125V180ZM228 178H227V180H228ZM37 179L39 181H41V179H43V180L40 183H38L39 182L38 181L37 184H35ZM140 179H142V176H140ZM140 179L138 181H140ZM166 179L167 178H165V176H164L161 179L163 181L159 180L160 183L158 181V183H159V184H157L158 189H159V186H162L164 188H166L167 185L170 186V182H167L164 184V180H166ZM247 183H250L251 186L250 187L247 186L248 185ZM254 183H255V185H254ZM116 185L117 186L120 185V187L118 188ZM219 185H220V189H219V191H220L222 189L221 185H223V184H219ZM252 186H254V187L252 188ZM162 187H160V188H162ZM224 187H225V185H224ZM224 187H223V189H224ZM232 187L230 189V192L232 190ZM240 187H242V188H240ZM225 188H228L227 184H226ZM258 189L256 190V192L258 191ZM112 190H113V188H112ZM160 190H162V192L164 191L163 188ZM237 190H235V191L237 192ZM259 191L257 192L258 195H256V196H258L257 198L260 201H263V203L261 204L263 206L264 205V197L262 196L263 199L261 198ZM227 192L229 193V191H227ZM240 192H242V195ZM20 193H22V194L24 193V195H21ZM64 193H66V194L64 195ZM221 194H222V196H224L226 198L225 200H227L228 202H229L228 198H230V196H231V200L234 203H236L235 205L237 208H234L233 206L232 207L234 209H240L241 205L239 203L241 202L242 199L237 198V202H235V197L233 195L234 193H229L230 195L228 197L227 196L228 194L226 193V191H221L217 196L220 199V201L223 198V197L219 196ZM62 195H64V196H62ZM246 195H247V193H246ZM256 196L255 197L253 196V198L255 199L254 200L252 198L254 200L253 202L258 201V199H256ZM5 199H6V201H5ZM223 200H224V198H223ZM245 200H248V199H245ZM259 202L256 204H259ZM241 203H243V200ZM261 205L260 206L256 205L255 206L256 208L253 209L255 211L250 210L251 211L249 213L250 215H248V217L250 216L248 218L249 220H246L249 223V224L247 223V227L248 226L250 227V228H248L249 230L245 227L246 225L244 224L245 218H243V217H246L244 214H243L244 216H239V217L233 216V219H229V218L227 219V217L223 218L222 215H221L222 217L220 216L218 218V219H220L219 220L220 223L224 224L225 229H227V231L229 233H231V235H234L235 232H236L235 235L238 234V238L240 241L245 240L243 237L244 234H242L243 232L247 233V231H250V232L255 231L254 232L255 234L254 233L253 234L256 237L255 236L251 237L252 239L246 247V248H248L250 255H249V257H247V256L243 257L242 256V259L240 261V263H242V264H252L250 260L254 257V253H256L260 250L259 249L260 242L264 238V212H263L264 207H261ZM229 207H230V205H229ZM37 208H36V210H37ZM218 209H219V207H218ZM218 209H214V210L218 211ZM248 210H249V208H248ZM256 210H260V211H256ZM74 211L69 210V214H70V212H74V213H71V215H69V217H68L69 219L67 218L69 220L68 221L69 224L71 223L70 222L71 219L75 222L76 220H74V219L76 218L77 215L83 216V215H85V212H86V211L85 212L83 211V215H82V210H80V211L74 210ZM35 213L36 212H34L32 214L34 215ZM76 213H78V214H76ZM37 214H39V213H37ZM65 214H68V212ZM247 214H248V212H247ZM61 215H64V213ZM86 215L88 216V214H86ZM174 215H175V213H174ZM31 216H29V217H31ZM40 216H42V215H40ZM48 216L51 217V215H48ZM48 216H47V218H48ZM58 216H59V214L55 215L54 216L55 219L60 220L61 221L60 223L64 224V223H62V218L60 219V218H58ZM64 216L67 217V215H64ZM87 216H85V217H87ZM173 216H172V218H170V220H168V225L173 229L180 227L181 230L182 229L186 230L188 227L192 228V226L197 227V225H198V227H199L200 224L203 226L204 225H208V226L213 225V221L211 224V220H209V218H208V220H204L201 218H196L198 216H195V219L192 217L193 219H186V220L182 219V221H179V220H177L178 218H176L175 216H174L175 218H173ZM199 216H201V215H199ZM44 217H46L45 214H44ZM61 217H63V216H61ZM32 218H33V216H32ZM202 218H203V216H202ZM239 218H241V220L243 221L241 223H243V224L240 223ZM79 219L82 220V218L79 217L77 223L81 222V221H79ZM20 220H22V219L20 218ZM63 220L65 221V217H63ZM86 220L88 221V219H86ZM16 221H18V220H16ZM55 221H57V220H55ZM82 221L84 222V220H82ZM87 221H86V223L88 224ZM60 223L58 222L57 224H60ZM65 224H66V222H65ZM82 224H84V223H82ZM82 224H81V226L85 225V224L84 225H82ZM64 228H66V227H64ZM78 229L80 230L81 228H78ZM64 230L66 232V229H64ZM83 230L84 229L82 228V231ZM5 231H6V229H5ZM2 232L5 233L4 231H2ZM59 232H61V231L59 230ZM3 233H1V229H0V244H2V240L5 236V235H3ZM64 235H66V234H64ZM251 235H252V233H251ZM82 236L83 235L81 234L80 238L82 240L84 238L86 239L85 236H84V238H82ZM84 243L85 242L81 243V248H82L83 252H85V250H86L85 248L87 247V246H84L86 244V243L85 244ZM33 249H31V251L28 253L25 252L24 249H23V251H20V249H16V250H19V252L17 251L18 252V254H17L16 250H14V248H13V249H11L13 251L10 253V259H11V257L14 258V259H12L14 261L19 259L16 261V264H32V262H34V261L41 263L42 259L44 261L46 259V257L49 255V254H45L48 251H46V249L44 247H41V248L37 247L36 250H35V248H33ZM40 249H42V250H40ZM227 250H228V252L230 251V249H227ZM227 250H225V253H227ZM19 253H20V255H19ZM85 253H88V249L86 250ZM85 255H88V254H85ZM27 256H28V258H27ZM21 257L22 258L26 257V259L28 261H24L25 259L20 260ZM35 262L33 264H35ZM10 264H12V261L10 262Z\"/></svg>",
    "mask_w": 264,
    "mask_h": 264
}]
</instances>
